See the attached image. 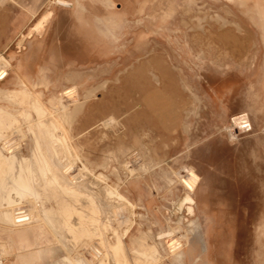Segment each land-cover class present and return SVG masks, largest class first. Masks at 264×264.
<instances>
[{"label":"rangeland","instance_id":"1","mask_svg":"<svg viewBox=\"0 0 264 264\" xmlns=\"http://www.w3.org/2000/svg\"><path fill=\"white\" fill-rule=\"evenodd\" d=\"M67 1L71 5L0 0V57L6 61L0 62L6 64L0 90L18 88V71L51 112L49 98L76 88L64 99L67 119L58 110L55 121H67L62 126L67 125L69 145L89 182L119 207L115 214L122 220L116 218L114 231L105 235L116 254L125 256L117 263L160 264L151 256V240L155 227L165 226L171 201L182 195L178 186L171 195L168 185L169 172L182 163L202 179L195 194L200 217L189 216L181 233L188 239L184 249L197 251L190 253L197 257L194 264H255L256 253L264 264V244L255 237L264 207V151L254 144L256 134L264 136V0ZM49 10L39 33L37 24ZM1 98L4 108L12 107ZM247 107L255 120L250 115L249 127L244 116L233 127L231 116ZM18 116L16 124L24 131L26 121ZM230 127L237 133L232 139ZM39 176L49 220L25 229L24 247L15 235L10 247L0 239L5 250L0 264H13L28 253L25 247L32 249L31 264H91L88 243L98 238L61 239L52 214L57 201L41 189L45 182ZM20 207L39 213L31 200H22ZM143 214L148 216L139 217ZM205 236L210 253H204ZM170 238L169 243L175 239ZM103 262L117 264L110 258Z\"/></svg>","mask_w":264,"mask_h":264},{"label":"bare ground","instance_id":"2","mask_svg":"<svg viewBox=\"0 0 264 264\" xmlns=\"http://www.w3.org/2000/svg\"><path fill=\"white\" fill-rule=\"evenodd\" d=\"M104 2L108 5H113L112 0H104ZM62 5L68 6L71 5V3L64 0ZM142 6H144V4H142ZM51 15L52 11L49 10L45 12V15L39 20L37 24L39 33L46 25ZM30 30L28 33L31 32ZM0 62L6 63L2 57H0ZM5 68L6 64L0 67V81L3 78V74H5ZM15 75L19 83L18 88L9 91L0 90L1 99L5 100L3 102H8L12 106L7 109L2 106L3 104H0V204H2L1 208L4 207V209L0 211V239L5 240L10 247L15 235L19 246L24 247L26 243L24 234L25 229L28 227L38 228L37 222L39 220L41 221L44 219L45 222L46 218L49 220V216H46V210L44 208L45 198L43 197L44 194H42L43 190L40 192L39 189L40 183L37 179V174H39L41 175L39 176L40 179L41 177L43 179L42 182H45L44 187H41V189L46 188L48 192L51 191L52 197L57 201V208L52 212L56 217H54V220L57 222V225L54 226L61 229L63 232L59 233L63 235L67 234L65 237L60 234L62 236L61 239L67 237L77 242L78 238L83 239V237H85V239L89 238V241L86 242H90V239L92 241L98 238V243H96V241L95 244L88 243V246L91 247L89 249H91L92 252L91 264L95 262L97 264H103L106 258H110L113 262L119 263V256L124 255L120 254L118 256L116 254L117 252H115L117 248H114L113 243L105 237L106 233L110 231V228L112 229V225L116 221V218L118 219L120 217H117L115 214L116 209L119 207L117 205V208H114L113 204H111L108 199H103L100 189L89 182L88 174L85 172V167L82 165L83 163L80 162L76 151L69 145V139L66 136L67 121L64 123V118H62L63 124H67L66 127H63L65 125L62 124V126L61 123L59 124L55 121L56 111H62L63 114H61V116L64 115L63 117L69 114H64L67 108L64 104V99L71 95H75V93H77L76 88L73 87L64 90L59 95L55 97L52 96V99L49 98L50 101L48 104H50L52 111L48 112L49 108L47 110L44 107L38 95L26 85L25 81L18 74V71L15 72ZM44 85L46 84L44 83ZM31 111L36 113V118L31 117ZM18 115L22 116L21 119L24 118L26 121L24 131L18 128L16 124L18 120L16 116ZM250 115H252L255 120L254 111H252L250 107H247L241 112L232 115L230 123L234 125V123L243 120L242 118L246 116L250 127ZM47 116H50L51 119L42 120V118ZM233 127L227 130V135H229L231 139L232 137H236L237 134H233ZM60 131H65L62 137L57 136V133ZM251 135H253V133ZM254 144L257 146L258 150L264 151V136L261 137V135L256 134L254 136ZM169 174L168 185L170 189L172 188L170 194L173 195L174 189L178 186L181 189L182 195L180 198L177 199L176 197V200L171 201V208L167 211L166 215L164 214L165 226L162 225L160 228L158 226L157 228L155 227L156 235L154 239L151 240L152 243L150 246L152 248V251H150L151 256L153 259L159 261L160 264H182V261H187L188 264H194L197 262V257H191L190 253L194 252V250L190 246L187 247L188 249H184L188 244V239L186 235L181 233L185 230L187 218L196 214L195 194L202 179L193 166L184 165L182 163H180V168L177 171H171ZM113 194L120 197L116 191ZM52 197L51 199H53ZM66 198L78 202L80 206L68 205L65 200ZM24 199L34 202L39 213H35V215L34 210L20 207L21 201ZM24 202L26 203V201ZM69 202L71 201L69 200ZM142 208L146 209V206L143 205ZM175 213L176 219L172 220L171 218ZM52 214L50 212V215ZM259 215L256 225V242L258 245L264 244V207ZM146 216L148 215H139L141 218ZM156 220V215L152 213L151 221L155 223ZM119 221L118 223H120ZM51 225L53 226V224ZM112 230L114 231V229ZM133 235L134 234H132V236ZM172 235H174L175 239L173 242L171 241L169 243V240H171L169 237ZM67 238L64 240H67ZM73 241L71 242L72 246L74 244ZM68 243H70V240ZM68 243L66 241L65 244ZM114 243L116 244V242ZM71 244L68 245L71 246ZM84 246L86 247V245ZM35 247L36 246H34L33 250ZM116 247H118L117 244ZM123 247L120 249L122 252H126ZM25 249L28 253L16 256L15 264H31L33 262L34 259L32 258V254H30L32 249H27L26 247ZM116 251L119 250L117 249ZM0 252L1 255L5 254V250L3 249L0 250ZM8 253H10V251H8ZM10 254H12V251ZM39 255L40 254H37L36 256Z\"/></svg>","mask_w":264,"mask_h":264},{"label":"crops","instance_id":"3","mask_svg":"<svg viewBox=\"0 0 264 264\" xmlns=\"http://www.w3.org/2000/svg\"><path fill=\"white\" fill-rule=\"evenodd\" d=\"M114 1H116V0H114ZM198 217H200V216H198L197 215V212H196V214L195 215H193V218L194 219H198ZM256 237V236H255ZM205 238V240H206V249H205V252L204 253H210V251L208 250L209 249V245H208V243H209V241H208V236H205L204 237ZM256 239H257V237H256ZM192 248V247H191ZM193 249V248H192ZM194 250V253L197 255V251H195V249H193ZM260 254L259 253H256L255 254V261H256V263L255 264H261V262L263 261V258H261L260 256H259ZM33 264H36V263H33ZM205 264V263H204ZM207 264H210V262L208 261L207 262ZM262 264H263V262H262Z\"/></svg>","mask_w":264,"mask_h":264}]
</instances>
